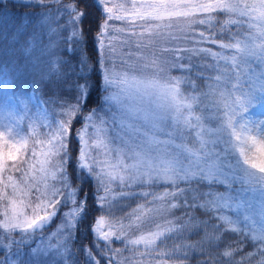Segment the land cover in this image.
Returning <instances> with one entry per match:
<instances>
[{
  "label": "snow or ice",
  "instance_id": "obj_1",
  "mask_svg": "<svg viewBox=\"0 0 264 264\" xmlns=\"http://www.w3.org/2000/svg\"><path fill=\"white\" fill-rule=\"evenodd\" d=\"M91 7L99 17L89 33L83 0H0V114L19 113L11 123L0 121V143L18 135L14 125H22L27 139L13 147L47 127L44 135L60 159L49 165L51 178L42 169L38 181L29 180L35 183L24 203L30 218L24 212L9 217L8 202L0 201V264H129L113 248L117 241L125 251L144 244L156 259H170L161 246L185 233L208 241L204 264H235L238 256L241 264H264V234L239 228V217L231 215L244 208L245 182L264 185V162H253L242 148L216 151V140L212 148L197 144L187 131L201 120L194 115L200 111L196 94L204 104L213 87L219 91L222 69L233 67L229 58L243 25L209 22L201 30L206 38L171 40L157 50L137 39L135 29L125 34L112 24L110 0H91ZM161 62L168 87L158 93L147 77L157 75L153 69ZM260 88L264 106V82ZM234 127L229 113L225 131L234 135ZM73 158L75 180L68 171ZM84 184L92 186L100 214L86 244L77 239L88 210ZM126 200L137 201L136 207L118 217L115 209ZM106 218L119 230L102 231ZM124 221L132 232L122 237ZM145 229L147 236L131 238Z\"/></svg>",
  "mask_w": 264,
  "mask_h": 264
},
{
  "label": "rangeland",
  "instance_id": "obj_2",
  "mask_svg": "<svg viewBox=\"0 0 264 264\" xmlns=\"http://www.w3.org/2000/svg\"><path fill=\"white\" fill-rule=\"evenodd\" d=\"M15 2L16 0H13V3ZM110 4L115 5L112 15L116 19L112 21V24L117 29H125V34H131L127 31L128 29H135L137 39L151 42L157 50L165 42L171 40L179 44H187L195 36L206 38L208 34L205 35L206 31L202 32L201 30L208 28L209 22L213 24V10L226 9L228 23L233 19V24H240L242 21L243 27L240 29V39L237 40L238 46L229 60L232 64L239 66L237 70L240 74L236 80H239L245 73L247 78L241 79L238 86H233L231 91L225 90L218 98L216 94H213L212 88V95L208 96L204 104L200 103V99L203 97L197 93L196 95L200 99L197 100L194 107H199L200 111L195 112L194 115H200L201 120L198 127L193 125L187 131H191L197 144H207L208 148H212V141L216 140V151L227 149L229 153L234 154V150L242 148L253 162H264V153L262 154L264 149V106L259 105L258 99L256 101L258 104H255L254 101L262 91L260 84L264 82V0H110ZM16 11L20 10L16 9ZM254 66L259 67V70L249 75V69H253ZM153 70L157 71V75L149 76L147 79L152 82L155 91L163 93L168 87L167 69L161 62ZM224 80H226V76L222 77V82ZM202 83L206 84L207 82L202 81ZM204 91L207 92L209 89L206 87ZM229 113L235 126L231 130L234 135L225 131V122L228 120ZM18 115V112L14 116H9L7 112L0 114V121L8 124L14 121ZM184 116H187V112H184ZM44 123L47 124V121ZM14 126L17 128L18 135H13L7 144L0 143V201L8 202V207L5 210L9 217L22 215L24 212L30 218L32 210L25 208L24 203L30 189L35 187V183H29V180L38 181L44 174L42 169H46V174L51 178L52 169L49 165L58 166L60 159L57 152L49 146L48 138L44 135L49 132L47 127L43 128L42 133L39 128L35 129L37 135L28 139L26 143L20 142V147H13L14 142H19L21 137L27 139L21 130L22 125ZM75 127L78 128L79 125L77 124ZM0 135L3 134L0 133ZM33 152L36 153V159H33ZM236 185L239 186L238 188L241 187L240 183ZM243 188L249 194L257 193L261 196H257V215L253 217L248 215L247 221L244 220V217L240 218L238 227L248 231L251 229L250 231H254L253 234L259 237L264 234V219L261 217L264 186H259V183L245 182ZM86 190L91 194L89 197L93 199V189L90 184L86 185ZM136 204L135 200H126L118 205L115 214L118 217L127 216L133 211ZM3 211V205L0 204V215ZM241 211L242 209L239 210V212ZM99 215V210L96 208L95 218ZM232 217L234 220L236 219L233 215ZM106 221L101 225L102 231L119 230V225H116L114 229L110 219L106 218ZM58 222L59 217L49 227H54ZM255 222L260 225L257 231L254 230L256 226L248 228ZM137 223L139 222L135 221V217H133V227ZM127 224L128 222L124 221L122 237L132 232ZM136 234L147 236L148 232L145 229ZM137 238L138 236L135 239ZM169 251L173 252V250ZM158 255V253L154 254L147 264H168V260L156 259Z\"/></svg>",
  "mask_w": 264,
  "mask_h": 264
},
{
  "label": "trees",
  "instance_id": "obj_3",
  "mask_svg": "<svg viewBox=\"0 0 264 264\" xmlns=\"http://www.w3.org/2000/svg\"><path fill=\"white\" fill-rule=\"evenodd\" d=\"M84 3L89 5V14L85 20V27L89 31V33H92L95 31V28L98 24V17H99V11L98 9L92 8L91 7V0H83ZM227 20V11L226 9H216L213 10V24L219 23L220 25H227V24H233V21H229V23L226 21ZM244 23V22H243ZM240 25L242 24V21H240ZM208 29V28H205ZM220 29L217 28L215 31H219ZM205 32V31H202ZM208 34L207 31L205 35ZM91 39V36L89 37ZM240 39V35L236 37V41ZM239 66L237 64H233V67L231 69H222L224 72L223 76H226V80H224L221 85L219 86V91H216V88L213 87V94H216V97L223 93L225 90H230L232 89L231 85L236 86L239 84V81L241 79L247 78L246 73L243 74L239 80H236L237 77L239 76L240 72H238ZM249 69V67H248ZM259 70V67L254 66L253 69H249V75H252L254 72ZM202 83V81L200 82ZM203 84V83H202ZM227 85V86H225ZM206 89V87H205ZM206 92V91H205ZM229 92V91H228ZM200 95V93H198ZM258 98H256L255 104H258L257 101ZM75 141H73V144L70 146L69 151L74 152L75 151ZM76 163L75 158H73L72 164L70 165L68 171L69 173L73 172L74 164ZM73 180H75V173L73 172ZM86 185L84 184L82 186V193L87 192L86 190ZM259 186H264L259 184ZM236 188H238V185H235ZM245 205L244 208H242L241 212L238 213H231L235 218L239 217L243 218L245 215H250V216H256L258 211H257V196H261L257 193L254 194H249L248 191H245ZM91 195L88 193V210L83 218L79 230L77 232V239L78 243H89L91 240V225L94 222L95 219V202L93 199L89 197ZM260 201V200H259ZM250 223V221H249ZM251 226H256V229H259V224L255 222L253 225H249V229ZM246 232H251L250 230L244 229ZM253 231V230H252ZM131 232V231H130ZM254 232V231H253ZM253 232H251L253 234ZM131 235V233H129ZM140 234L132 235L131 238L135 239L137 236ZM254 235V234H253ZM189 233H185L184 238L178 241H165V243L161 246V251L167 250L168 256L171 257L170 259H164L168 260V264H204V261L207 259L206 255H203V253H206L208 251V241H204L203 244H200L199 238L192 236L191 239H188ZM159 244V241L157 242ZM244 245H241V248H244ZM113 248L119 252L122 253V259H127L129 264H147L148 261L151 259V257L156 254V253H149L146 250V246L144 244H139V245H128L127 248L128 250L125 251V248L121 246L119 241L116 242V244L113 245ZM173 250V252L169 251ZM255 250H253V253ZM241 257L236 258L235 264H241ZM161 261V260H160Z\"/></svg>",
  "mask_w": 264,
  "mask_h": 264
},
{
  "label": "bare ground",
  "instance_id": "obj_4",
  "mask_svg": "<svg viewBox=\"0 0 264 264\" xmlns=\"http://www.w3.org/2000/svg\"><path fill=\"white\" fill-rule=\"evenodd\" d=\"M264 153V149H263V152H262V154Z\"/></svg>",
  "mask_w": 264,
  "mask_h": 264
}]
</instances>
